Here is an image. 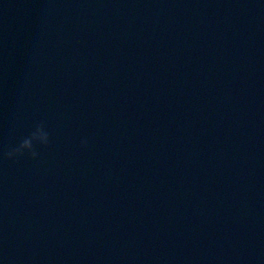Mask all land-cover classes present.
Masks as SVG:
<instances>
[{
	"label": "water",
	"instance_id": "1",
	"mask_svg": "<svg viewBox=\"0 0 264 264\" xmlns=\"http://www.w3.org/2000/svg\"><path fill=\"white\" fill-rule=\"evenodd\" d=\"M0 264H264V0H0Z\"/></svg>",
	"mask_w": 264,
	"mask_h": 264
},
{
	"label": "clouds",
	"instance_id": "2",
	"mask_svg": "<svg viewBox=\"0 0 264 264\" xmlns=\"http://www.w3.org/2000/svg\"><path fill=\"white\" fill-rule=\"evenodd\" d=\"M6 155L11 156V153H8V154H6Z\"/></svg>",
	"mask_w": 264,
	"mask_h": 264
}]
</instances>
